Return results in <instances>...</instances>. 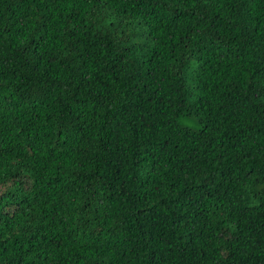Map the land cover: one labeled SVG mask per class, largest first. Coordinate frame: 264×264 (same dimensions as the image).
Instances as JSON below:
<instances>
[{
  "label": "trees",
  "instance_id": "trees-1",
  "mask_svg": "<svg viewBox=\"0 0 264 264\" xmlns=\"http://www.w3.org/2000/svg\"><path fill=\"white\" fill-rule=\"evenodd\" d=\"M0 264H264V0H0Z\"/></svg>",
  "mask_w": 264,
  "mask_h": 264
}]
</instances>
